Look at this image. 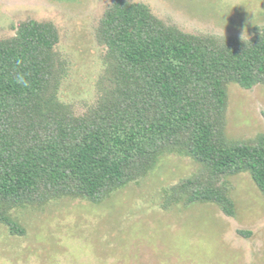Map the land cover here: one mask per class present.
<instances>
[{"label":"trees","instance_id":"obj_1","mask_svg":"<svg viewBox=\"0 0 264 264\" xmlns=\"http://www.w3.org/2000/svg\"><path fill=\"white\" fill-rule=\"evenodd\" d=\"M96 39L104 70L82 114L60 97L69 62L54 23L30 19L0 40V225L24 235L16 211L65 198L99 205L171 155L200 168L163 190L165 210L212 204L235 217L230 178L244 173L264 195V134L227 135L230 85H264V26L250 38L193 34L113 0Z\"/></svg>","mask_w":264,"mask_h":264},{"label":"rangeland","instance_id":"obj_2","mask_svg":"<svg viewBox=\"0 0 264 264\" xmlns=\"http://www.w3.org/2000/svg\"><path fill=\"white\" fill-rule=\"evenodd\" d=\"M113 0H0V40L34 19L54 23L69 62L61 100L85 113L98 97L106 48L96 28ZM183 31L250 38L264 26V0H131ZM227 135L264 134V85L229 87ZM189 158L163 157L139 184L103 203L65 198L14 212L24 235L0 225V264H264V195L248 173L230 178L235 217L212 204L162 208L165 188L199 170ZM244 232L245 234L241 233Z\"/></svg>","mask_w":264,"mask_h":264},{"label":"clouds","instance_id":"obj_3","mask_svg":"<svg viewBox=\"0 0 264 264\" xmlns=\"http://www.w3.org/2000/svg\"><path fill=\"white\" fill-rule=\"evenodd\" d=\"M22 83H23V81H22Z\"/></svg>","mask_w":264,"mask_h":264}]
</instances>
